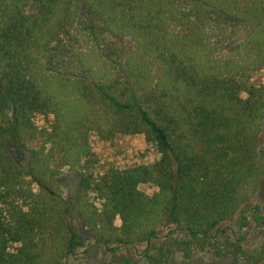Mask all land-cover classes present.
<instances>
[{"label": "trees", "instance_id": "1", "mask_svg": "<svg viewBox=\"0 0 264 264\" xmlns=\"http://www.w3.org/2000/svg\"><path fill=\"white\" fill-rule=\"evenodd\" d=\"M261 70L264 0H0V264H63L81 229L114 251L173 227L236 258L212 233L264 177ZM122 135L158 158L99 172L91 139Z\"/></svg>", "mask_w": 264, "mask_h": 264}, {"label": "rangeland", "instance_id": "2", "mask_svg": "<svg viewBox=\"0 0 264 264\" xmlns=\"http://www.w3.org/2000/svg\"><path fill=\"white\" fill-rule=\"evenodd\" d=\"M252 82H264V70L256 73ZM260 136L264 138V124ZM91 147L99 172L110 166L124 169L149 164L158 158L155 148L142 135H122L112 141L92 138ZM59 182L64 196L78 191L75 173L66 167L60 169ZM141 189L149 192L153 188L149 190L147 185H142ZM241 213L246 217L243 225L239 222ZM218 230L221 233H212L214 241L227 238L238 242L246 254L242 252L234 258L230 251L224 250L216 256L210 247L199 248L195 243L189 244V235L173 227L162 230L149 244L124 245L110 251L94 244L81 229L84 245L68 256L63 264H264V177L258 192L242 206V211L220 225ZM187 245L188 251L185 252L183 246Z\"/></svg>", "mask_w": 264, "mask_h": 264}]
</instances>
